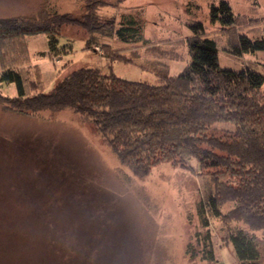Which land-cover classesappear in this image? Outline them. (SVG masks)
<instances>
[{"label":"rangeland","instance_id":"rangeland-1","mask_svg":"<svg viewBox=\"0 0 264 264\" xmlns=\"http://www.w3.org/2000/svg\"><path fill=\"white\" fill-rule=\"evenodd\" d=\"M107 1L100 14L117 22L121 14L138 15L145 42L101 38L114 51L107 57L99 45L86 47L82 30L65 25L58 35L60 52L54 55L44 33L27 35L26 64L35 87L42 83V91H48L58 77L83 65L104 71L110 65L121 77L156 84L155 69L177 73L189 62L185 40L196 22L216 41L221 67L248 66L264 73V51L227 52L229 32L210 20L211 4L221 0ZM225 1L246 19L234 31L250 37L264 33V0ZM54 11L79 15L83 3L0 0V19L44 17ZM2 66L0 58V70ZM14 93L13 83H0V94ZM213 170L192 159L187 166L163 161L139 177L118 161L90 120L73 110L34 113L0 102V264H207L200 255L189 259L185 253L188 243L198 248L196 239L206 233L219 262L239 264L228 237L247 227L208 210L204 226L198 214L199 204L213 190ZM231 205L224 204L221 211ZM249 232L264 245V232Z\"/></svg>","mask_w":264,"mask_h":264},{"label":"trees","instance_id":"trees-1","mask_svg":"<svg viewBox=\"0 0 264 264\" xmlns=\"http://www.w3.org/2000/svg\"><path fill=\"white\" fill-rule=\"evenodd\" d=\"M81 1L79 15L54 11L44 17L0 19V83H13L16 90L11 96L0 94V102L34 113L73 110L90 120L118 161L139 177L163 161L187 166L192 159L201 168H212L213 190L198 207L202 224L208 225V210L225 221L240 222L249 231L264 232V73L248 66L221 67L216 41L196 22L185 40L189 62L177 73L158 67L156 84L121 77L110 65L106 71L83 65L58 77L44 92L42 83L34 86L28 71L27 35L44 33L48 52L54 55L60 52L58 35L65 25L82 30L86 47L94 50L99 45L107 57L114 51L101 38L114 35L121 42H145L138 15L121 14L117 22L99 12L107 0ZM244 18L225 0L210 6V20L229 32L230 54L264 51V33L250 37L234 31ZM226 123L232 128L216 126ZM226 203L232 205L223 213ZM247 229L230 233L234 255L239 264H264V245ZM196 242L198 248L186 245L189 259L200 255L207 264H223L214 257L207 233Z\"/></svg>","mask_w":264,"mask_h":264}]
</instances>
